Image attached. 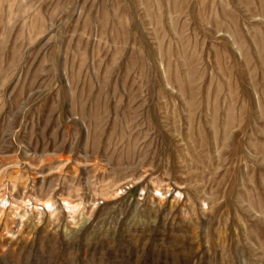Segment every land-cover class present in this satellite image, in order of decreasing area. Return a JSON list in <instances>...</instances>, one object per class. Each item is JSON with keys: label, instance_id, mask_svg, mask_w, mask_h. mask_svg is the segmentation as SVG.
<instances>
[{"label": "rangeland", "instance_id": "374dc122", "mask_svg": "<svg viewBox=\"0 0 264 264\" xmlns=\"http://www.w3.org/2000/svg\"><path fill=\"white\" fill-rule=\"evenodd\" d=\"M0 264H264V0H0Z\"/></svg>", "mask_w": 264, "mask_h": 264}]
</instances>
